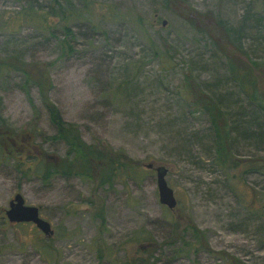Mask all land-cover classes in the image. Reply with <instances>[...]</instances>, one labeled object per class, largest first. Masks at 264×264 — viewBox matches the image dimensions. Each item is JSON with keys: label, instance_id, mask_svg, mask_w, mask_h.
Segmentation results:
<instances>
[{"label": "rangeland", "instance_id": "1", "mask_svg": "<svg viewBox=\"0 0 264 264\" xmlns=\"http://www.w3.org/2000/svg\"><path fill=\"white\" fill-rule=\"evenodd\" d=\"M29 1L0 0V61L17 56L49 76L62 120L86 145L126 156L140 172L110 187L97 178L42 181L41 169L73 157L63 141L50 139L56 129L37 90L26 95L19 74L0 71V115L16 137L2 139L0 131V142L25 150L19 167L0 152V264H264V175L218 170L209 119L190 105L197 82L217 96L232 94L229 113L254 110L228 81V66L264 84L263 2L87 0L85 7L72 0L71 18L61 21L66 37L53 17L51 28L41 26L53 0ZM28 3L38 24L21 20ZM224 28L235 32L242 52ZM256 115L263 124L264 114ZM236 142L238 158H264L261 142ZM148 164L168 170L174 211L160 205ZM17 193L51 224L50 239L32 224L7 222L4 211ZM188 218L204 237L197 253L177 241Z\"/></svg>", "mask_w": 264, "mask_h": 264}, {"label": "trees", "instance_id": "2", "mask_svg": "<svg viewBox=\"0 0 264 264\" xmlns=\"http://www.w3.org/2000/svg\"><path fill=\"white\" fill-rule=\"evenodd\" d=\"M29 1V0H28ZM86 7L89 3L87 0H77ZM30 3L31 0L29 1ZM28 3V9L23 12L21 19L23 22L38 24L33 15L35 12L32 10V5ZM55 7L46 13L41 19L43 20L41 26L46 28H51L48 22V17H53L54 21H58V25L64 27V35L68 37L70 34L69 29L66 24H62L61 21L65 22L67 19L71 18V8H73L72 0H53ZM48 16V17H47ZM74 20V17L72 18ZM60 20V21H59ZM228 39L232 46H234L238 51L242 52L241 41L238 39L231 30L224 28ZM62 44L61 51H64ZM70 50V46H68ZM249 59V58H248ZM250 65L255 67L256 70L260 68V63L252 62L250 60ZM30 68V69H28ZM0 71H5V73L15 72L19 74L22 78L20 88L28 95L29 89L35 88L39 95V99L44 105L50 123L56 129V135L50 138L52 141H63L68 149L69 155L73 157L68 163L60 164V168L55 167L53 169L50 166H46L41 169V180L48 181L51 177L57 175L61 178L67 179L69 177H80L86 179H96L98 180L99 187H104L108 185L112 186L118 180L123 179H135L139 178L140 167L137 162H132L126 156L124 158H119L115 154L111 156L109 151L103 150L99 152L94 147L86 145L80 138L79 133L73 126L66 124L58 111V109L50 101V91L52 89V83L50 82L49 76L41 75L39 72L35 73V68H31L24 64V61L17 56H11L0 61ZM230 82H232L236 87L239 88L241 94L245 95L248 100V106L250 108H257L253 111H247L243 109L241 113L234 112L229 113L228 109L231 103L232 94H214L210 90L206 89L208 86H202L197 82L196 87H194L193 92L191 91L192 100H190V105L194 110H198L207 115L210 123V139H212V156L213 164L225 175H229L233 170H240L241 177L244 175H264V158L257 159L250 157L249 159H240L239 154L236 152L235 144L238 140H243L245 142L254 141L255 144H264V123L260 124L258 121L257 113L258 111L264 114V84L261 79L259 83L251 74L249 70L246 76L243 78V74L233 69L229 64L228 66ZM261 90V92H260ZM254 106V107H253ZM258 110V111H257ZM0 131H2V139L9 138L12 139L13 130L6 126L5 121L0 115ZM13 139H16L14 136ZM0 152L6 155L10 160H13L17 167L22 165L20 162L22 154L25 150L19 149V147H14L8 145L4 140L0 142ZM20 145V144H19ZM14 147V148H13ZM16 148V150H15ZM29 154V151L26 152ZM104 167V169H100ZM99 169V172L97 171ZM97 171L98 175L95 177L93 172ZM255 192H253V197ZM177 208V207H176ZM102 210V208H99ZM166 211L172 212L165 208ZM99 217L102 218L101 213ZM184 230L181 231L177 238V241L182 242L184 249L192 253H197L203 249L204 237L202 232H200L191 222L190 218L187 219ZM26 224H16L15 226H24ZM175 230L178 229V224H173ZM190 234V241L186 243L184 241L187 233ZM173 243L172 245H174ZM180 252L183 250H179ZM47 252H44L46 254ZM49 254H46L48 257ZM143 264H149L143 262Z\"/></svg>", "mask_w": 264, "mask_h": 264}, {"label": "water", "instance_id": "3", "mask_svg": "<svg viewBox=\"0 0 264 264\" xmlns=\"http://www.w3.org/2000/svg\"><path fill=\"white\" fill-rule=\"evenodd\" d=\"M262 1L264 2V0ZM162 26H166V21L162 22ZM146 169L155 171L158 201L160 205L166 207L170 211H174L177 207V201L173 190L166 182L168 170L163 166L154 167L153 164L146 165ZM4 215L7 222L11 225L32 224L45 238L50 239L54 234L51 224L42 218L39 209L34 206L26 205L23 196L19 193L15 194L9 201Z\"/></svg>", "mask_w": 264, "mask_h": 264}, {"label": "flooded vegetation", "instance_id": "4", "mask_svg": "<svg viewBox=\"0 0 264 264\" xmlns=\"http://www.w3.org/2000/svg\"><path fill=\"white\" fill-rule=\"evenodd\" d=\"M262 1V0H261ZM263 2V1H262ZM263 4H264V2H263Z\"/></svg>", "mask_w": 264, "mask_h": 264}]
</instances>
